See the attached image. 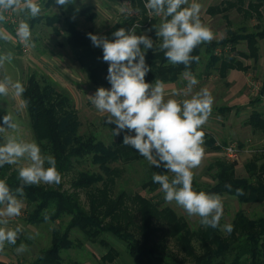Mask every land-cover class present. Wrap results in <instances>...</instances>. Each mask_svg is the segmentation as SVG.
<instances>
[{"label": "rangeland", "instance_id": "374dc122", "mask_svg": "<svg viewBox=\"0 0 264 264\" xmlns=\"http://www.w3.org/2000/svg\"><path fill=\"white\" fill-rule=\"evenodd\" d=\"M237 1L239 0H197L201 4V21L208 25L214 33V39L211 42L228 37V22L222 15H210L208 10L212 7L222 6L226 2L235 3ZM241 1L244 3V9H247L251 2V0ZM36 2L41 6V13L37 17H30L26 11L20 13L8 11L5 13L6 20L0 22V31H4L9 37L7 40L0 39V56L11 55V59L5 60L3 66L0 67V80H3L7 75L11 77L13 82H20L24 89L32 76H36L42 84H45L44 82L53 83L59 92L71 99L74 113L80 124V135L86 138L96 137L98 142L110 147L117 142L122 132L119 136H114L112 129L116 126L107 123V114L99 113L90 102L89 96L93 95L98 87L89 82L74 59L73 52L68 45L67 19L75 22L79 30H92L102 37L112 26L125 20L127 16L141 20L137 11L136 0H74V3H69L66 6L56 5L55 0H36ZM189 2L191 3V0ZM125 9L130 11H124ZM227 16L231 23L230 28L235 33H256L264 29V9H262L261 20L256 16L247 19L242 12L236 9L227 13ZM22 20L29 24L32 32L28 44L22 43L16 35L17 27ZM135 25H139L136 29L137 35L146 34L154 41V44H158L157 40L152 38L151 30L139 22ZM141 47L143 50V46ZM259 49L258 59L248 61L239 56V53L248 54L246 43H240L236 53H230V48L218 52L219 55L223 54L226 57H236L248 68L239 76L236 75L232 84L222 79L216 70L207 67L206 53H203L202 56L203 63L193 74L199 81L194 86L193 92L207 88L214 98L212 113L202 128L205 132L203 145L205 155L202 164L194 170L193 182L196 184L197 190L203 191L215 185L216 163L219 160L226 161V158L223 157L222 153L214 151V148L223 144H227V146L236 144L239 155L242 152L248 153L247 155L250 157L256 158L258 167L264 164V132L256 133L245 126V122L254 109L264 111V104H259V100L264 102V94L261 92L264 83V40L260 41ZM188 75L185 74L179 82L175 83L173 91L170 86H165V99L182 100L190 98L176 95L181 89L186 88L188 80L192 77ZM236 86L239 89V93H236L237 99L244 100L243 103L239 104L241 108L239 115L235 114L237 107H233V111L229 112L223 110L230 108V100L234 93L232 91ZM6 114L11 116L13 122L17 124V128L9 129L5 126L4 131L0 132L4 142L6 137L15 136L18 139L35 141L38 144L22 94L17 95L11 87H9L7 96H0V126H3V118ZM212 143H215V147H211ZM221 149L223 151V146ZM234 163H236L237 178H247L246 159L242 158L239 162L235 161ZM26 164L27 161L22 160L20 165L9 166L13 170H17L19 166H26ZM47 166L46 164L45 167ZM155 170L156 167L150 165L145 158L131 164L110 159L107 164H104L100 158L90 156L82 160L80 164L75 165L74 169L66 174L61 190L57 189L55 185L41 183L39 186L49 191H61L70 195L77 194L79 203L89 214L88 193H93L95 189L109 192L114 199L123 193L126 194L129 197L126 203L131 210H133L131 199L139 195L152 199L158 205L159 210H172L178 217L185 220L193 230L200 229L199 217H189L174 202L166 203L163 199L164 194L160 189L150 193L144 188L143 185L152 179L153 173H156ZM80 173L96 179L99 178V183L90 188V191L89 189H76L75 185L80 180ZM167 175L171 177V173H167ZM221 197L223 216L220 220V230L225 237L228 233L223 230V226L225 224L233 226L236 216L240 212L252 220L264 218V203L240 204L236 198L227 195ZM21 200L23 201V208L20 216L8 218L7 227L15 229L20 225L22 230L18 233L15 245L6 243L4 250L0 251V262L7 264H31L35 262L42 251L52 248V240L55 234L59 233L61 238L72 221L71 217L65 216L58 221L32 225L29 223L28 217L33 208L24 199ZM131 212L136 221H139L138 211ZM106 224H111L110 220H106ZM160 235L163 237L164 232ZM102 239L118 253L113 264H137L129 254L127 243L110 234H104ZM71 240L74 247L63 253V264H112L103 261V257L108 254L109 248L100 242H90L79 230L72 231ZM22 243L27 245L28 250L18 254L16 248ZM193 244L197 249V254L202 255L203 251L199 242L195 241ZM166 248L163 254L170 257L172 264H193L173 240H168Z\"/></svg>", "mask_w": 264, "mask_h": 264}, {"label": "trees", "instance_id": "16d2710c", "mask_svg": "<svg viewBox=\"0 0 264 264\" xmlns=\"http://www.w3.org/2000/svg\"><path fill=\"white\" fill-rule=\"evenodd\" d=\"M136 3L141 20L127 16L125 20L112 26L102 37L112 40L114 31L121 27L130 29L139 22L151 30L152 38L159 44L161 40L156 37L155 29L152 28V25L159 24V17L150 14L145 8L147 0H136ZM235 9L242 12L247 19L256 16L261 20L264 0H251L247 9H244V3L241 0L235 3L226 2L222 6L210 8L208 10L210 15H222L227 20L228 37L197 46L191 55L198 56L199 60H193L187 69L183 64H171L162 51L153 49L146 52V64L152 68V71L145 77L146 82L154 83L155 79H160L164 84L177 83L181 76L196 73L203 63V53H206L208 58L207 66L216 70L222 79H225L231 71H247L248 68L236 57L218 54L219 51L227 48H230V53H236L237 46L240 43H246L248 54L239 53V56L247 61L257 60L259 57V43L264 40V29L256 33L233 32L227 13ZM67 30L69 32L68 45L89 82L95 87L110 89L111 84L106 78L109 64L103 61L102 48L94 46L88 36L89 33L97 34L92 30H79L76 23L69 19H67ZM44 83L42 84L36 76H32L22 93V98L41 151L56 158L57 168L62 175L61 183L55 185L57 189H62L66 174L86 157L100 158L104 164H107L110 159L130 164L144 159L134 148L123 144L124 132L110 147L98 142L96 137L86 138L80 135V124L74 113L71 99L59 92L53 83ZM261 92L264 94V83ZM223 110L231 111L230 108ZM248 124L255 130L264 132L262 114L253 113ZM3 143L4 139L0 134V144ZM214 145L215 143H212L211 147H215ZM222 146L224 148L227 144L214 148V151L220 152ZM216 168L215 185L203 191L236 198L240 204L264 203V164L258 167L256 158L245 165L248 177L244 179L237 178L236 163L219 160ZM155 171L159 174H167L163 167L156 168ZM79 175L80 180L75 185L76 189H89L90 191V188L99 183V178L96 179L82 173ZM0 179L5 180L13 192L21 184L18 179V170H13L7 164L0 167ZM225 184H230L231 190L226 188ZM143 186L150 193L160 189V185L154 183L152 179ZM193 187L197 190L194 182ZM236 189H242L244 194L237 196ZM24 193L23 197L18 198L24 199L28 205L32 206L33 210L28 217L32 225L58 221L65 216L72 218L71 225L63 236L60 238L59 233L55 234L52 248L42 251L37 260L31 264H63V253L74 247L71 235L72 231L76 230L84 234L90 242H100L109 248L103 261L112 264L118 253L102 239L104 234L113 235L127 243L129 254L137 264H172L170 257L163 254L167 249L168 240H173L193 264H264V218L252 220L240 212L236 216L232 232L225 237L220 228L201 226L195 231L172 210H159L158 205L152 199L139 195L131 199L133 207L131 210L126 203L129 200L126 194L123 193L114 199L109 192L95 189L93 193H88L89 214L82 208L77 194L49 191L39 185H25ZM3 207L0 205V208ZM134 210H137L140 215L139 221H136L131 212ZM45 216L49 219L45 220ZM106 220H110L111 224H106ZM162 232H164L163 237L160 235ZM195 241L199 242L203 251L202 255L197 254V249L193 244ZM0 264L7 263L0 262Z\"/></svg>", "mask_w": 264, "mask_h": 264}, {"label": "clouds", "instance_id": "9594fccd", "mask_svg": "<svg viewBox=\"0 0 264 264\" xmlns=\"http://www.w3.org/2000/svg\"><path fill=\"white\" fill-rule=\"evenodd\" d=\"M56 5L66 6L74 0H55ZM145 8L150 14L161 18L158 25H152L159 44L146 34L137 35L139 25L130 29L123 27L112 33L109 40L92 33L88 36L92 44L103 50V61L109 64L107 80L111 88L100 87L89 96L91 104L101 114H107V123L114 124V136L124 132L123 144L134 148L150 165L161 168L167 174L153 173L152 180L160 185L166 203L182 208L189 217H199L201 226L220 228L223 216V202L219 194L197 191L193 187L194 170L203 161L205 155L203 126L208 121L214 98L207 88L193 92L199 81L192 76L185 89L176 95H183L182 100L165 99V84L160 79L154 83L146 82V75L152 68L146 64L147 50L162 51L165 58L173 65L183 64L187 69L198 56H192L193 50L214 39L211 28L200 18L201 4L197 0H147ZM8 11L27 12L32 18L41 13V6L36 0H0V22L6 20ZM124 11H130L125 9ZM16 35L22 43L28 44L32 32L26 21H21ZM9 37L0 31V39ZM143 46V50L142 47ZM11 55L0 56V67ZM190 75V74H189ZM9 87L21 95L25 89L20 82H13L5 76L0 80V96L9 94ZM16 129L17 124L11 116L5 115L3 126ZM26 160V166L18 167V179L21 182L13 192L7 182L0 179V251L5 244L15 245L22 226L15 229L7 227L11 217L20 216L23 208L24 186L59 185L62 175L57 168L56 158L43 154L35 141L8 136L0 144V167L20 165ZM48 165L45 167V165ZM225 187L231 190L230 184ZM242 189H236V195H243ZM45 220L49 217L45 216ZM223 230L231 233L233 226L225 224ZM27 245L16 248L18 254L27 251Z\"/></svg>", "mask_w": 264, "mask_h": 264}, {"label": "crops", "instance_id": "0c3cea01", "mask_svg": "<svg viewBox=\"0 0 264 264\" xmlns=\"http://www.w3.org/2000/svg\"><path fill=\"white\" fill-rule=\"evenodd\" d=\"M208 59V58H207ZM208 67V66H207ZM209 68V67H208ZM242 72H244V71H238V70H235V71H231L228 75H227V77L224 79V80H226V81H228V83H230V84H232V83H234V81H233V79L236 77V75H240V73H242ZM188 75V74H187ZM242 75V74H241ZM184 76V75H183ZM183 76H181L180 78H182ZM188 76H193V74H190V75H188ZM179 81H180V79H179ZM178 81V82H179ZM165 86H170V88L172 89V91L175 89V83H169V84H165ZM232 92H234L233 93V95H232V99L231 98H229V99H231L230 101H231V106H230V109H231V111H233L232 109H233V107H237V109H236V115H239V111H240V105L239 104H241V103H243V101L244 100H239V99H237V94L236 93H239V89H238V87L236 86V87H234L233 88V91ZM233 97H234V99H233ZM234 103V104H233ZM264 104V102L262 101V100H260V102H259V104ZM253 113H258V114H262L263 116H264V111H260V110H253L252 111V113H251V115L253 114ZM251 115L249 116V118L251 117ZM249 118H248V120L245 122V126L246 127H248V128H250L251 130H253L254 132H261V131H258V130H255L252 126H250L249 124H248V121H249ZM219 153H222L223 154V157H225V155H224V152L223 151H220ZM248 153H240V155H238V158H237V160L236 161H240V159L242 160V158L244 159H246V162L248 163L250 160H252L254 157L253 156H249V155H247ZM246 163V164H247Z\"/></svg>", "mask_w": 264, "mask_h": 264}, {"label": "built area", "instance_id": "2783aa9c", "mask_svg": "<svg viewBox=\"0 0 264 264\" xmlns=\"http://www.w3.org/2000/svg\"><path fill=\"white\" fill-rule=\"evenodd\" d=\"M225 158L228 162L234 163L239 155L238 147L236 144L228 145L223 148Z\"/></svg>", "mask_w": 264, "mask_h": 264}]
</instances>
